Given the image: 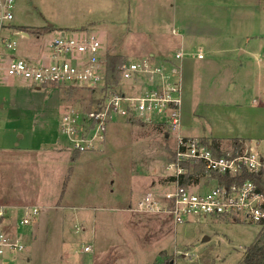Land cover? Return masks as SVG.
<instances>
[{
	"label": "rangeland",
	"instance_id": "374dc122",
	"mask_svg": "<svg viewBox=\"0 0 264 264\" xmlns=\"http://www.w3.org/2000/svg\"><path fill=\"white\" fill-rule=\"evenodd\" d=\"M13 25L87 30L119 63L205 53L189 70L185 63L180 130L169 135L157 122L111 119L105 139L86 150L72 147L61 119L96 109L104 91L33 87L0 75V204L40 207L17 231L26 246L22 264H239L257 222L207 217L176 224L135 208L163 190L177 132L206 140L241 136L249 144L244 150L264 153V0H16ZM13 36L24 57L47 39ZM113 80L116 92H135L118 73ZM89 244L92 252L85 251Z\"/></svg>",
	"mask_w": 264,
	"mask_h": 264
},
{
	"label": "built area",
	"instance_id": "2783aa9c",
	"mask_svg": "<svg viewBox=\"0 0 264 264\" xmlns=\"http://www.w3.org/2000/svg\"><path fill=\"white\" fill-rule=\"evenodd\" d=\"M15 2L0 0V75L23 79L32 86L62 84L94 88L106 94L99 107L80 118L69 111L63 115L61 131L70 136L74 149L86 150L105 139L111 119L126 120L133 116L147 124H164L171 133L180 130L184 101L181 62L190 53L178 50L173 60L163 63H156L153 56L124 61L120 66L122 80L131 82L135 92L126 95L120 90L105 89L106 52L100 38L92 32L60 30L34 36L37 39L47 36L42 55L32 58L18 54L19 42L13 35L25 36V31L13 25ZM29 37L32 38L30 34ZM192 55L205 58L202 50ZM176 135L174 156L168 166L172 172L163 183V190L146 194L135 210L164 215L176 224L207 217H227L235 222L264 220V193L254 181L228 183L215 176H240L244 169L254 173L264 171V153L251 147L235 156L218 157L203 137H188L179 132ZM191 162H203L204 173L197 182L192 180L183 185L180 182L186 174L183 163ZM10 207L14 212L8 214ZM39 212L37 205L0 204V264H22L26 246L17 231L29 225ZM11 226L15 233L10 231ZM90 250L91 245L85 246V251Z\"/></svg>",
	"mask_w": 264,
	"mask_h": 264
},
{
	"label": "trees",
	"instance_id": "16d2710c",
	"mask_svg": "<svg viewBox=\"0 0 264 264\" xmlns=\"http://www.w3.org/2000/svg\"><path fill=\"white\" fill-rule=\"evenodd\" d=\"M15 28L25 31L30 34V36H42L47 33H52L55 30V26H44L41 28H31L28 26H15ZM84 30V29H81ZM120 56L117 54L114 55H106V76H105V89H114L112 82L113 77L116 73L119 74V79L122 81V76L120 72V64L119 63ZM75 87V86H70ZM85 88V87H82ZM91 92L96 91L94 88H88ZM129 121L136 120L133 116L128 118ZM168 134V132H166ZM211 145L214 154L216 156H229V153L233 154V156L238 155L244 150V139L241 136H236L234 138H218V137H211L207 139ZM231 142L230 145L232 146V150L229 151L226 147V143ZM184 169H186V174H183L180 178V182L183 185H187L190 181H198L200 177L204 173V163L203 162H191V163H183ZM215 176L220 177V180L225 179L228 183L236 182H243L246 180L254 181L258 189L264 193V171L258 172H248V170L244 169L242 175L240 176H230V175H218ZM258 224L261 225V228L256 235L252 244L248 245L245 253L243 255L242 261L239 264H264V220L260 221Z\"/></svg>",
	"mask_w": 264,
	"mask_h": 264
},
{
	"label": "crops",
	"instance_id": "0c3cea01",
	"mask_svg": "<svg viewBox=\"0 0 264 264\" xmlns=\"http://www.w3.org/2000/svg\"><path fill=\"white\" fill-rule=\"evenodd\" d=\"M25 35V34H24ZM22 37V39L24 40V42L26 43V41H29V40H31V38L29 37V36H21ZM19 42V41H18ZM25 43H23V44H25ZM200 47V49H202L201 47L202 46H199ZM199 50V49H198ZM203 50V49H202ZM23 51H25V50H23ZM29 52H28V57L30 56V57H32V58H36V57H39L40 55H42V53L44 52V48H41L40 49V52L39 53H33V50H28ZM32 51V52H31ZM196 52H194V53H192V54H195ZM18 54H22V53H19V51H18ZM189 55V56H186V57H184V59L182 60V62H181V64L182 65H184L183 66V72H182V74H183V83H182V85H183V98H184V85H185V83H187L186 81H185V79H184V72H185V63L188 65V70H189V67H190V65L192 64V62L195 60V59H197L195 56H193V55ZM199 60H202V59H199ZM194 63V62H193ZM128 83V82H127ZM33 87H39V86H33ZM41 87H46V86H41ZM27 106L28 107H31L32 106V104L30 103V102H28L27 103ZM182 118H183V105H182ZM182 122H183V120H182ZM205 137V136H204ZM211 137H214V136H211ZM227 138H234V137H227ZM59 140H56V142H55V144H54V147H58L59 148V146H60V144L59 143H57ZM244 142H247L245 139H244ZM244 145H249L248 143L247 144H245L244 143ZM43 145H30V146H27V147H25L26 149H34V148H39V147H42ZM47 146V145H46ZM51 146V145H50ZM15 148H20V146H18V145H15L14 146ZM4 148V147H3ZM8 148H12V146H7L6 148H4V149H8ZM8 205V204H7ZM11 206H17V205H11ZM23 237V241H24V236H22ZM89 245H91V244H89ZM93 245H91V250L90 251H86V252H92L93 251V248L94 247H92ZM23 255L24 254H22V260H23ZM25 261H27V262H30L31 261V258L29 257V256H27L26 258H25Z\"/></svg>",
	"mask_w": 264,
	"mask_h": 264
},
{
	"label": "water",
	"instance_id": "95a60500",
	"mask_svg": "<svg viewBox=\"0 0 264 264\" xmlns=\"http://www.w3.org/2000/svg\"><path fill=\"white\" fill-rule=\"evenodd\" d=\"M23 34H25L26 36H29V34L26 33V32H23ZM204 239H205V240H208L209 238H208V237H205Z\"/></svg>",
	"mask_w": 264,
	"mask_h": 264
}]
</instances>
